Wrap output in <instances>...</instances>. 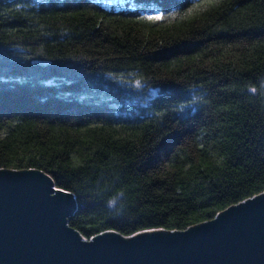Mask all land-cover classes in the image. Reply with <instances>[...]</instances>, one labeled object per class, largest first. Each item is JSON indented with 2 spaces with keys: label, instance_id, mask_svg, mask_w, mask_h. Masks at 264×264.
I'll use <instances>...</instances> for the list:
<instances>
[{
  "label": "trees",
  "instance_id": "obj_1",
  "mask_svg": "<svg viewBox=\"0 0 264 264\" xmlns=\"http://www.w3.org/2000/svg\"><path fill=\"white\" fill-rule=\"evenodd\" d=\"M198 3L0 0V169L74 195L84 239L264 192V0Z\"/></svg>",
  "mask_w": 264,
  "mask_h": 264
},
{
  "label": "water",
  "instance_id": "obj_2",
  "mask_svg": "<svg viewBox=\"0 0 264 264\" xmlns=\"http://www.w3.org/2000/svg\"><path fill=\"white\" fill-rule=\"evenodd\" d=\"M74 202L38 169H0V264H264V192L185 230L89 240Z\"/></svg>",
  "mask_w": 264,
  "mask_h": 264
},
{
  "label": "snow or ice",
  "instance_id": "obj_3",
  "mask_svg": "<svg viewBox=\"0 0 264 264\" xmlns=\"http://www.w3.org/2000/svg\"><path fill=\"white\" fill-rule=\"evenodd\" d=\"M211 3V0H199V3L194 5V8H198L200 6H202L204 3ZM194 9H189V12L193 11ZM149 19H154V20H160L162 19L161 16L157 15L154 17H149ZM60 191H64V189H60ZM151 229H145V231H150ZM133 235H135V233H133Z\"/></svg>",
  "mask_w": 264,
  "mask_h": 264
}]
</instances>
